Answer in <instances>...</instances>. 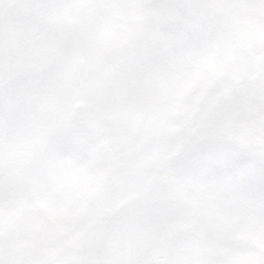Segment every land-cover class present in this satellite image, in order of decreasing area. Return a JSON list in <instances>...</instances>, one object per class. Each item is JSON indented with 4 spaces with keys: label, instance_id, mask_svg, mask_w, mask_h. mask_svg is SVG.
Here are the masks:
<instances>
[{
    "label": "snow or ice",
    "instance_id": "6c2138e0",
    "mask_svg": "<svg viewBox=\"0 0 264 264\" xmlns=\"http://www.w3.org/2000/svg\"><path fill=\"white\" fill-rule=\"evenodd\" d=\"M0 264H264V0H0Z\"/></svg>",
    "mask_w": 264,
    "mask_h": 264
}]
</instances>
